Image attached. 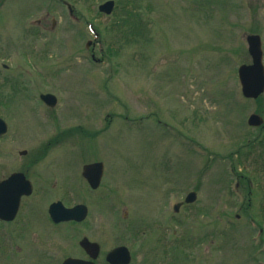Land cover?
<instances>
[{"label": "rangeland", "instance_id": "374dc122", "mask_svg": "<svg viewBox=\"0 0 264 264\" xmlns=\"http://www.w3.org/2000/svg\"><path fill=\"white\" fill-rule=\"evenodd\" d=\"M105 1L0 0V106L16 151L51 142L34 175L47 164L70 204L105 199L112 232L105 202L79 227L95 223L107 245L143 257L132 264H264V174L248 175L253 186L238 176L264 171V130L246 124L252 113L264 120V93L244 99L236 75L250 63L246 35L260 36L264 58V0H113L100 16ZM41 93L57 97L55 109ZM75 125L98 133L80 137ZM248 146L255 164L242 157ZM86 159L104 165L96 192L79 178ZM190 191L196 201L174 213ZM44 248L49 260L77 251L55 235Z\"/></svg>", "mask_w": 264, "mask_h": 264}, {"label": "flooded vegetation", "instance_id": "af4514ba", "mask_svg": "<svg viewBox=\"0 0 264 264\" xmlns=\"http://www.w3.org/2000/svg\"><path fill=\"white\" fill-rule=\"evenodd\" d=\"M6 123V132L0 136V264H8L9 259L12 264H50L48 262V253L44 248V241L50 236L56 235L61 227L66 225H80L88 223L90 218L96 219L97 207L99 203L105 202V199L95 200L92 205H85L87 208V216L84 221L77 223L73 221L69 222H54L49 214V206L54 201H61L63 206L71 207L72 204H65L62 199L55 197L49 201L41 200L37 201L33 198L37 196V192L33 194L34 186L38 191L44 192L41 196L47 194L48 190L55 191L61 183L63 178L58 180L56 174L49 173V167L45 164L46 169H35L37 174L34 175L33 168L38 165L40 161L46 159L48 155L47 151H39L33 153L28 149H22L16 151L15 135L10 136L9 125L7 120L3 119ZM51 142H47L43 146V150H47V145ZM19 174L22 183L19 184L15 175ZM102 180V179H101ZM87 185L86 181L83 180ZM88 186V185H87ZM101 186V182H100ZM99 186V187H100ZM96 190H90L96 192ZM40 197V198H41ZM98 203V205H97ZM97 208V209H96ZM101 213V211L98 209ZM106 215L103 217V221L107 224L108 229L112 232V224L109 222L113 210L111 207H105ZM59 214L58 210L55 212ZM55 215L57 217L58 215ZM95 214V217L94 215ZM102 214V213H101ZM40 216V221L35 222L34 217ZM45 218V220H44ZM95 224V223H94ZM94 224L88 226V231L83 233L96 242L99 245V253L94 257V264H108L106 262V254L117 246L124 244H108L105 241L106 233L104 229H101ZM48 225L52 228L47 230ZM90 227V228H89ZM140 230V228L138 229ZM143 231V228H142ZM140 231V232H142ZM90 236V237H89ZM99 236V239H96ZM138 237V234L135 235ZM90 239V240H91ZM91 240V241H92ZM125 246V245H124ZM144 248L139 249L140 251ZM11 250V254H7V251ZM129 250V249H128ZM130 252V264L134 261V255ZM60 254L51 256V264H56ZM19 261V263H17Z\"/></svg>", "mask_w": 264, "mask_h": 264}, {"label": "water", "instance_id": "95a60500", "mask_svg": "<svg viewBox=\"0 0 264 264\" xmlns=\"http://www.w3.org/2000/svg\"><path fill=\"white\" fill-rule=\"evenodd\" d=\"M112 4L107 3L102 6V9L105 12H109L111 9ZM248 43V52L252 57V65L251 66H241L239 68V77L242 84V93L245 97L249 98H256L264 89V71L261 66V52H260V42L257 36H248L246 38ZM41 99L49 104L53 105L55 103V99L51 95L41 96ZM261 120L259 117L252 115L248 119L249 125H259ZM100 164H94L90 166H86L83 169V176L88 181L89 185L92 188L97 186V182L99 181L100 176ZM195 198L194 194H189L186 198V202H192ZM80 207H76L70 210H64L62 212L63 219H78L74 218V213L79 210ZM81 247L85 249L88 253L91 254V250L94 248L95 245L88 243L86 240L80 242ZM92 245V246H91ZM91 246V249H90ZM117 257L118 260H123L122 255H115L113 258ZM63 264H90L85 263L79 260H66Z\"/></svg>", "mask_w": 264, "mask_h": 264}]
</instances>
